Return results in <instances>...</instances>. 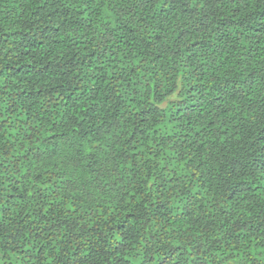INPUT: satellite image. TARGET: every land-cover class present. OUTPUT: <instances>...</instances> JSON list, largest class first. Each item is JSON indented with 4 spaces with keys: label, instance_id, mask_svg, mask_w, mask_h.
Segmentation results:
<instances>
[{
    "label": "trees",
    "instance_id": "16d2710c",
    "mask_svg": "<svg viewBox=\"0 0 264 264\" xmlns=\"http://www.w3.org/2000/svg\"><path fill=\"white\" fill-rule=\"evenodd\" d=\"M0 264H264V0H0Z\"/></svg>",
    "mask_w": 264,
    "mask_h": 264
}]
</instances>
